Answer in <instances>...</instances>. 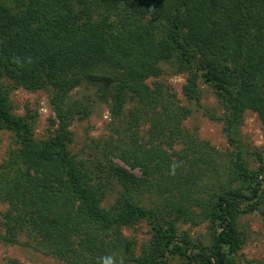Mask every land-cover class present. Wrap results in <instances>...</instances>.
<instances>
[{
    "label": "trees",
    "instance_id": "1",
    "mask_svg": "<svg viewBox=\"0 0 264 264\" xmlns=\"http://www.w3.org/2000/svg\"><path fill=\"white\" fill-rule=\"evenodd\" d=\"M9 4L0 0V131L15 133L18 148L0 165V203L9 208L0 240L64 264H97L111 254L122 264H238V220L264 205V165L251 170L241 151L222 165L218 149L183 128L191 110L147 81L177 61L190 100L200 98V79L213 86L224 134L238 147L247 110L264 124V0ZM6 79L52 90V138L36 141L33 121L13 115ZM86 82L107 87L102 95L118 121L111 155L123 166L110 161L109 175L121 192L109 209L101 207L105 191L70 150L68 96ZM129 101L134 109L125 112ZM142 221L152 238L138 247L123 229ZM179 223H207L209 245L179 235Z\"/></svg>",
    "mask_w": 264,
    "mask_h": 264
},
{
    "label": "rangeland",
    "instance_id": "2",
    "mask_svg": "<svg viewBox=\"0 0 264 264\" xmlns=\"http://www.w3.org/2000/svg\"><path fill=\"white\" fill-rule=\"evenodd\" d=\"M16 5L23 0H8ZM9 4V5H10ZM187 74L180 71L177 61L163 65V73L158 78H152L147 83L154 87L163 85L169 88L182 106L191 110V115L183 122V128L195 135L199 140L209 143L223 154L222 165H226L234 155L242 152V157L251 170H258L264 165V124L257 113L247 110L243 116L237 137L238 147L229 144L224 134V109L219 102L215 89L202 79L198 81L200 98L190 100L184 94ZM3 89L10 90V104L14 116H26L33 121L34 138L36 141H46L52 138L58 126L56 114L50 104L51 89L27 90L15 86L9 80L1 82ZM93 83L86 82L76 88L68 96V106L74 111L71 123L73 142L71 152L77 157L93 178V183L105 191V199L101 204L109 209L121 192L119 184L109 175V162L114 161L111 150L117 142L116 132L118 121L111 116V101L104 100L102 90ZM134 109V104L128 102L125 112ZM142 130H148L143 124ZM17 137L10 131H0V165L3 164L12 150L18 148ZM8 205L0 203V234L3 233L2 222L8 211ZM178 233L188 235L194 242L201 241L209 245L210 235L208 224L198 226L178 224ZM238 230L242 244L235 259L238 264H264V205L253 213L244 214L238 220ZM21 242L25 240L19 232ZM123 233L134 240L138 247L148 245L152 238V228L149 221L125 227ZM64 264L54 257H47L22 244L13 245L0 240V264Z\"/></svg>",
    "mask_w": 264,
    "mask_h": 264
},
{
    "label": "clouds",
    "instance_id": "3",
    "mask_svg": "<svg viewBox=\"0 0 264 264\" xmlns=\"http://www.w3.org/2000/svg\"><path fill=\"white\" fill-rule=\"evenodd\" d=\"M177 165H171L170 171L174 174ZM97 264H122V260H119L115 254L106 255L100 257Z\"/></svg>",
    "mask_w": 264,
    "mask_h": 264
}]
</instances>
